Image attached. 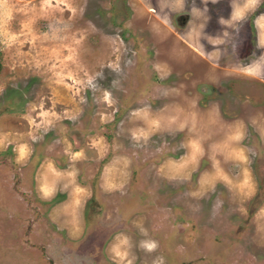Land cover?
Listing matches in <instances>:
<instances>
[{"label":"rangeland","instance_id":"obj_1","mask_svg":"<svg viewBox=\"0 0 264 264\" xmlns=\"http://www.w3.org/2000/svg\"><path fill=\"white\" fill-rule=\"evenodd\" d=\"M0 52V264H264V0H0Z\"/></svg>","mask_w":264,"mask_h":264},{"label":"clouds","instance_id":"obj_2","mask_svg":"<svg viewBox=\"0 0 264 264\" xmlns=\"http://www.w3.org/2000/svg\"><path fill=\"white\" fill-rule=\"evenodd\" d=\"M153 248H155V245H154V244L149 245V250H151V249H153Z\"/></svg>","mask_w":264,"mask_h":264},{"label":"trees","instance_id":"obj_3","mask_svg":"<svg viewBox=\"0 0 264 264\" xmlns=\"http://www.w3.org/2000/svg\"><path fill=\"white\" fill-rule=\"evenodd\" d=\"M2 69V64H1V52H0V71Z\"/></svg>","mask_w":264,"mask_h":264}]
</instances>
